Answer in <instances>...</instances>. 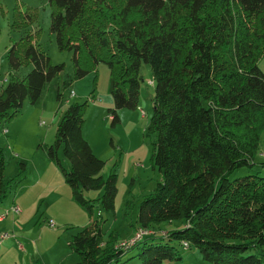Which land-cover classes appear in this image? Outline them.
Here are the masks:
<instances>
[{
	"label": "trees",
	"instance_id": "1",
	"mask_svg": "<svg viewBox=\"0 0 264 264\" xmlns=\"http://www.w3.org/2000/svg\"><path fill=\"white\" fill-rule=\"evenodd\" d=\"M47 3L58 49L72 52V76L60 81L57 95L72 79L104 63L113 125L119 120L117 109L137 108L140 64L149 65L154 93L144 134L152 137L151 161L161 180L139 200L135 230L154 229L164 221L182 223L162 233L154 229L122 248L117 245L122 241L119 233L105 235L104 220H92L68 242L78 257L75 264H121L133 257L141 264L179 261L184 241L210 264H264V175L252 171L264 129V72L258 67L264 55V0ZM27 23L14 9L10 27ZM35 37L25 32L6 50L9 73L0 91V125L19 113L25 99L36 102L63 69L51 63ZM22 64L31 68L20 76ZM87 105L68 104L57 121L53 143L43 148L74 201L90 214L93 203L84 191L101 190V206L113 209L117 174L101 175L105 161L82 135ZM60 147L69 169L57 157ZM4 167L0 148V203L29 175L21 158L10 176ZM242 167L246 174L229 178ZM133 247L137 252L122 260Z\"/></svg>",
	"mask_w": 264,
	"mask_h": 264
},
{
	"label": "rangeland",
	"instance_id": "2",
	"mask_svg": "<svg viewBox=\"0 0 264 264\" xmlns=\"http://www.w3.org/2000/svg\"><path fill=\"white\" fill-rule=\"evenodd\" d=\"M14 9L28 21L26 25L23 24L17 28L10 27ZM49 25L50 6L47 0H0V91L6 84L5 79L9 73L5 57L6 50L25 32L36 36L37 44L48 54L51 63L63 65L59 77L48 82L36 102L31 103L25 99L19 113L9 121L1 123L0 148L5 159L4 174L10 176L16 171L19 158L28 163L30 157L27 158V156H31L34 151H44V145L53 143L57 121L68 104L87 101L82 135L94 149H92L93 152L105 161L101 175L105 177L111 171L117 174V190L113 209L106 210L101 206L98 200L101 190L84 191L85 198L92 200L93 207L90 214L84 207L81 206V209L90 218L88 224L95 219L104 220L102 225L105 235L110 232V228H118L119 235L124 236L122 228L126 223H135L139 200L150 193L156 183L161 180V174L151 161L152 137L144 134V128L152 110L154 93L150 67L144 62L140 64L139 74L142 80L137 108L117 109L119 120L112 125L108 108H113V100L107 88L109 70L104 63L98 62L94 69L86 72L81 78L72 79L68 88L60 89V95H57V85L60 81L67 76H72V52L58 49L55 35L50 32ZM258 67L264 72V55L258 60ZM30 68L31 64H22L17 73L23 76ZM90 96H93L94 100H91ZM2 126L7 127L10 133L6 134L3 131L4 128L1 129ZM61 151L60 147L57 157L61 165L69 169V162ZM252 171H258L260 175H264V129L260 134ZM247 172V168L242 167L234 170L229 178L233 179ZM20 185L17 189L15 188V193L20 189ZM65 187L70 191L66 183ZM128 201H130L129 207L127 206ZM58 204L65 205V202L58 200ZM39 214L37 211L36 213L30 211L23 219L12 216L7 225L0 224L2 226L0 232L16 231L15 235L24 248L39 249L48 264L69 262L75 264L78 257L71 250L68 242L73 234L85 226L81 225L82 220L73 218L71 223L62 226L55 223L56 229L51 230L47 227L44 217ZM14 221L15 227L9 226ZM181 225L180 221H164L153 227L157 232L162 233L164 230L176 229ZM10 249H16V247ZM179 249L181 255L179 261L165 259L161 264H196L195 256L201 264H210L200 258L194 246L188 248L180 246ZM136 252L137 249L133 247L123 256L122 260ZM262 253L264 255V247ZM8 255L10 261L18 258V254L13 251H9ZM72 257L75 260L71 261ZM121 264L141 263L137 257H133Z\"/></svg>",
	"mask_w": 264,
	"mask_h": 264
},
{
	"label": "crops",
	"instance_id": "3",
	"mask_svg": "<svg viewBox=\"0 0 264 264\" xmlns=\"http://www.w3.org/2000/svg\"><path fill=\"white\" fill-rule=\"evenodd\" d=\"M4 129L7 130V127ZM9 133L10 130H7L6 134ZM29 157L30 159L27 163L29 167L28 177L12 197L0 204V215L4 211L7 212L4 218L0 220V224L7 225V222L10 221L12 216L14 218L17 217L23 219L28 212L35 211L36 213L37 211L40 213L39 216L41 215V217H44L46 225L48 220H53L54 223H57L60 226L66 225L71 223L73 218L82 220L81 225H89V216L85 211H82L81 206L74 201L71 192L65 187V182L59 168L49 160L45 152L34 151L31 156H27V158ZM58 200L65 202V205L58 204ZM13 205L19 208V213L12 211L11 208ZM36 205L38 207L35 208ZM9 226L15 227V221ZM136 227L137 226L134 223H126L125 227L122 228L125 234L124 236L119 235V241L132 236ZM1 228L2 226L0 225V229ZM110 229V231L114 230L118 233V228ZM166 231L169 230H164L163 232ZM15 233L17 232L13 231L12 233H9V238L0 240V245H2L0 249V264H7L10 262L11 264H48L44 258L45 256H43L44 254H42L39 249H25ZM19 244H21V246ZM14 246L16 249H10L11 247L14 248ZM9 251L18 254V262L16 259H13L12 261L9 260ZM192 253L194 254V252ZM72 260H75V258L72 257L71 261ZM195 261L196 264H201L196 256ZM67 264L71 263L69 262Z\"/></svg>",
	"mask_w": 264,
	"mask_h": 264
},
{
	"label": "built area",
	"instance_id": "4",
	"mask_svg": "<svg viewBox=\"0 0 264 264\" xmlns=\"http://www.w3.org/2000/svg\"><path fill=\"white\" fill-rule=\"evenodd\" d=\"M3 131L6 133L7 130L6 129H3ZM12 211L15 212V213H19V208L15 205L12 206ZM6 211H4L1 215H0V220L4 218V216L6 215ZM48 227L51 228V229H55V223L54 221L52 220H49L48 223H47ZM155 231L153 228H139L137 230H135L133 236L130 238V239H127V240H122L120 241L117 245L119 247H122V248H128L130 247L131 245L134 244V242L139 239V238H142L143 236L145 235H150V234H153ZM10 237V234L8 232H3L0 234V240H4L6 238H9ZM183 244V247L184 248H188V243L187 242H182ZM21 246V244H19Z\"/></svg>",
	"mask_w": 264,
	"mask_h": 264
}]
</instances>
